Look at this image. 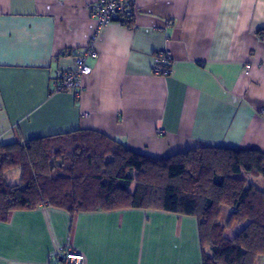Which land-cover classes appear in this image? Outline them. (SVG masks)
<instances>
[{"label": "crops", "instance_id": "1", "mask_svg": "<svg viewBox=\"0 0 264 264\" xmlns=\"http://www.w3.org/2000/svg\"><path fill=\"white\" fill-rule=\"evenodd\" d=\"M92 1L0 0V147L78 130L154 160L199 148L264 153V0H136L131 27L100 30ZM95 34L80 97L51 94ZM159 50L172 57L167 78L151 72ZM60 248L85 264L202 262L189 216L45 205L0 221V264H57Z\"/></svg>", "mask_w": 264, "mask_h": 264}, {"label": "trees", "instance_id": "2", "mask_svg": "<svg viewBox=\"0 0 264 264\" xmlns=\"http://www.w3.org/2000/svg\"><path fill=\"white\" fill-rule=\"evenodd\" d=\"M264 38V30L258 33ZM19 170L20 182L8 184ZM264 153L195 149L154 160L89 131L0 147V221L12 211L51 206L70 215L155 210L197 219L201 264H257L264 257ZM222 208L230 214L220 224ZM245 225L234 239L224 232Z\"/></svg>", "mask_w": 264, "mask_h": 264}, {"label": "built area", "instance_id": "3", "mask_svg": "<svg viewBox=\"0 0 264 264\" xmlns=\"http://www.w3.org/2000/svg\"><path fill=\"white\" fill-rule=\"evenodd\" d=\"M136 0H93L86 6V12L90 18L98 24V30L108 26L110 23L122 24L131 27L135 14ZM96 37H93L85 49L75 58V66L71 71H63L57 79L51 82V94L63 93L64 91L74 92V96L80 97L82 91V80L91 74L89 63L96 61L97 51L95 48ZM151 72L154 76L163 78L173 73L172 57L165 50H159L153 55ZM247 71L250 69L246 67ZM57 264H85V259L78 252L70 248H60L55 254Z\"/></svg>", "mask_w": 264, "mask_h": 264}, {"label": "rangeland", "instance_id": "4", "mask_svg": "<svg viewBox=\"0 0 264 264\" xmlns=\"http://www.w3.org/2000/svg\"><path fill=\"white\" fill-rule=\"evenodd\" d=\"M10 174V177H8V184H13L16 183V174H17V171L16 170H12L9 172ZM241 177L245 178L247 180V182H249V184H252L254 186H256L258 189L260 190H264V181H262V179L256 175H251V174H246V173H243L241 174ZM230 214V211L228 210V208H222V213H221V219H220V224L221 225H226L227 224V221H228V216ZM246 225V224H245ZM245 225H237L235 223H233V225L230 226V228L228 230H226L224 232V237L227 238L228 240H232L234 239V237L240 233L243 228L245 227ZM257 264H264V257H261L259 258L257 261H256Z\"/></svg>", "mask_w": 264, "mask_h": 264}]
</instances>
